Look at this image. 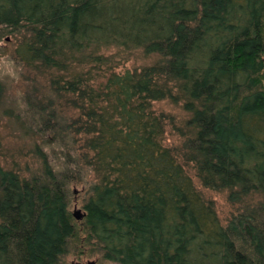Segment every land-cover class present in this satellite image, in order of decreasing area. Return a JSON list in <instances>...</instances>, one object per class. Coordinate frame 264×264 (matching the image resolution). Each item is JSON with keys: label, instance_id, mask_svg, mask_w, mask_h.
<instances>
[{"label": "trees", "instance_id": "trees-1", "mask_svg": "<svg viewBox=\"0 0 264 264\" xmlns=\"http://www.w3.org/2000/svg\"><path fill=\"white\" fill-rule=\"evenodd\" d=\"M9 37L44 91L16 112L0 81L37 161L0 160V264H264V0H0Z\"/></svg>", "mask_w": 264, "mask_h": 264}, {"label": "rangeland", "instance_id": "rangeland-1", "mask_svg": "<svg viewBox=\"0 0 264 264\" xmlns=\"http://www.w3.org/2000/svg\"><path fill=\"white\" fill-rule=\"evenodd\" d=\"M6 40V41H5ZM18 45V40L15 38H6L1 44L2 48H6V54L0 57V81L5 85L7 97V107H13L16 112L27 93H32L40 96L44 91L42 79L35 72L25 67L19 60L13 56V53ZM113 57L115 71L124 74L127 71L140 69L141 67L151 64L153 59H147L141 51H124L122 49L113 48L107 53ZM158 112H164L174 116L177 122H181L188 118V115L183 111L181 106H176L168 101L157 102L154 104ZM179 137L171 131L167 132L166 144L169 146L178 145ZM33 136L25 134L24 130L19 127L16 119L11 115H5L0 111V160L7 168L14 169H32L37 166V161L31 149H34ZM52 159V158H51ZM54 161V158L52 159ZM56 164V162H53ZM195 179L197 187L206 195L209 200H212L216 206L217 214L223 224H226L231 215L234 213L233 206L227 200L226 193H217L203 188L198 180L190 172ZM74 193L83 196V186L75 185L72 187ZM76 194V195H77ZM78 209H81V203L76 204ZM71 264H88L94 263L95 260H82L70 258Z\"/></svg>", "mask_w": 264, "mask_h": 264}, {"label": "water", "instance_id": "water-1", "mask_svg": "<svg viewBox=\"0 0 264 264\" xmlns=\"http://www.w3.org/2000/svg\"><path fill=\"white\" fill-rule=\"evenodd\" d=\"M78 219H81V217H80V216H78ZM88 264H94V263H92V262H91V263H88Z\"/></svg>", "mask_w": 264, "mask_h": 264}]
</instances>
